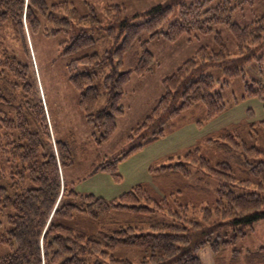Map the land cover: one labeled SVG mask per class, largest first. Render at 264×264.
Segmentation results:
<instances>
[{
    "label": "trees",
    "instance_id": "16d2710c",
    "mask_svg": "<svg viewBox=\"0 0 264 264\" xmlns=\"http://www.w3.org/2000/svg\"><path fill=\"white\" fill-rule=\"evenodd\" d=\"M253 4L173 0L146 10L135 24L130 20L140 14L129 16L124 7L114 5L107 8L109 24L104 27L89 0H0V32L11 31L23 52L20 58L0 42V244L15 247L0 264H204L205 248L217 264H264V247L233 248L264 222V150L228 131L207 142L233 164L212 162L196 148L176 163L150 170L155 178L189 179L194 167L197 174L204 173L207 182L199 191L206 199L196 205L182 201L179 190L167 188L158 198L144 185L112 201L82 195L65 177L73 163L71 148L53 133L41 85L32 72L27 38L28 31L32 37L67 36L63 56L68 60L69 83L79 94L87 122L100 128L96 141L102 144L113 137L117 119L124 114L121 102L127 83L155 66L147 48L150 41L176 42L185 34L207 35L215 25L229 26L238 56L231 55L217 33V49L202 47L163 80L164 94L130 134L131 147L95 167L120 183L119 164L164 137L170 121L188 120L185 114L199 107L203 121L222 115L229 79L242 78L244 98L264 102V15L245 26L233 23L231 16ZM175 13L168 30L161 31ZM128 55L134 56L136 66L124 71ZM254 59L261 79L247 81L245 69ZM214 72L224 77L217 78ZM101 77L98 88L95 82ZM102 99L105 106L98 109ZM77 217L92 220L98 230L89 233L67 226ZM231 248V260L224 263V253Z\"/></svg>",
    "mask_w": 264,
    "mask_h": 264
},
{
    "label": "rangeland",
    "instance_id": "374dc122",
    "mask_svg": "<svg viewBox=\"0 0 264 264\" xmlns=\"http://www.w3.org/2000/svg\"><path fill=\"white\" fill-rule=\"evenodd\" d=\"M89 2L95 6L102 26L106 27L109 24L107 8L111 6L124 7L129 16L140 14L130 20L135 24L143 20L146 10L158 4L168 6L173 0H89ZM253 2L251 7L245 6L243 9L235 10L231 15L232 22L245 26L252 20L262 17L264 0H253ZM80 10L83 15L85 12L82 6ZM176 16L177 13L171 17L161 31H167ZM11 33L7 30L0 32V42L5 47L15 49L14 51L22 58V49L12 40ZM217 33L224 39L231 55L237 57L236 42L229 26L223 24L215 25L213 31L207 35L189 36L185 34L176 42H170L164 38L150 41L147 48L156 61L153 70L143 77L132 76L125 86V95L121 102L124 114L117 119L115 134L107 142L98 144L96 138L101 135L100 128L87 122L78 104L79 94L69 83L70 75L66 67L68 60L63 56V46L67 36L61 33L52 38L43 35L32 37L29 31L27 32L31 62L34 65L31 67L32 72H35L41 85L53 133L59 140L67 142L71 148L73 163L65 170V177L70 188L82 195L93 194L107 201L117 199L137 185H144L154 191L158 198L168 188L172 191L179 190L182 193V201L196 205L199 200L206 199V196L199 191L201 186L205 187L207 182L204 173L197 174L196 167H194L193 175L189 179L180 175L155 178L150 170L176 163L178 159H183L188 151L196 148L200 149L203 155L212 162L230 160L232 163L231 158H227L224 153L218 152L207 142L209 139H218L221 134L228 131L239 133L250 146L253 144L264 150V102L257 98H244L245 81L242 78H233L229 79V84L224 90L227 110L218 118L203 121L204 119H200L203 108L199 107L185 114V116L189 115L188 120L170 121L164 137L145 146L119 164L118 173L122 176L120 183H117L108 173L94 171L95 167L106 157L115 158L131 147L130 134L151 114L164 94L163 80L174 74L181 64L193 57L202 47L217 49ZM256 65L255 59L247 64L244 79L247 81L261 79ZM135 66L134 56L128 55L122 70H132ZM214 75L220 79L224 77L219 72H214ZM102 80V77L96 80L95 85L98 88L102 87ZM104 106L105 100L102 99L98 109ZM198 121H201V124ZM210 185H214V182L211 181ZM67 226L89 233L98 230L92 220L84 217L75 218L68 222ZM258 245L264 247V222L257 224L254 231L246 238L240 239L233 248L237 251L246 250L249 247L255 250ZM14 251V246L0 244V259ZM232 251V248L225 251L226 261L224 263H228L227 260L231 257ZM126 255L135 259L130 253ZM244 257L245 253L242 254L243 259ZM236 262L240 263L239 260Z\"/></svg>",
    "mask_w": 264,
    "mask_h": 264
},
{
    "label": "crops",
    "instance_id": "0c3cea01",
    "mask_svg": "<svg viewBox=\"0 0 264 264\" xmlns=\"http://www.w3.org/2000/svg\"><path fill=\"white\" fill-rule=\"evenodd\" d=\"M260 247H263V246H259L258 245L255 248V250L258 249V248H260ZM247 250H253V249L251 247H249V248H247ZM202 260H203V263L204 264H217L215 257L213 256V254L211 253V251L209 249H207V250L205 249L203 251V253H202Z\"/></svg>",
    "mask_w": 264,
    "mask_h": 264
}]
</instances>
